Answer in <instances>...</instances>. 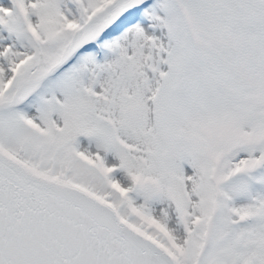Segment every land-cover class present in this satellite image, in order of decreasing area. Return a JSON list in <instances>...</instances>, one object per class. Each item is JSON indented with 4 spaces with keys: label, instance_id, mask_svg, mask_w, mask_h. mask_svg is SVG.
I'll list each match as a JSON object with an SVG mask.
<instances>
[{
    "label": "snow or ice",
    "instance_id": "obj_1",
    "mask_svg": "<svg viewBox=\"0 0 264 264\" xmlns=\"http://www.w3.org/2000/svg\"><path fill=\"white\" fill-rule=\"evenodd\" d=\"M0 264H264V0H0Z\"/></svg>",
    "mask_w": 264,
    "mask_h": 264
}]
</instances>
